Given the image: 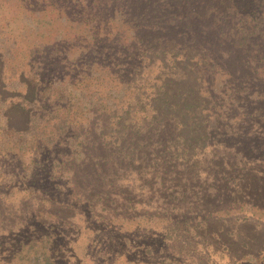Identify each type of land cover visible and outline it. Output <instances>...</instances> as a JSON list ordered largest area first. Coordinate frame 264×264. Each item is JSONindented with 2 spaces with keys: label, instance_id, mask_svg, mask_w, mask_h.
Masks as SVG:
<instances>
[{
  "label": "trees",
  "instance_id": "obj_1",
  "mask_svg": "<svg viewBox=\"0 0 264 264\" xmlns=\"http://www.w3.org/2000/svg\"><path fill=\"white\" fill-rule=\"evenodd\" d=\"M19 1L29 13L19 16L21 26L7 45L0 37V188L13 191L20 177L34 176L29 189L38 186L41 192L21 193L30 204L31 198L48 200L44 187L60 194L85 184L84 176L111 181L119 176L115 182L121 185L130 176L160 175L172 167L178 175L192 174L202 171L213 146L228 147L236 140L240 127H216L213 96L205 90L203 68L212 49L201 41L208 27L202 25L200 36H192L195 42L170 38L181 28L175 17L187 8L181 6L186 0H45L42 6L40 0ZM242 1L207 0L204 15L197 10L198 0L189 1L187 9L196 10V20L214 11L213 25L230 31L222 43L264 61V15L258 13L264 0ZM243 7L249 11L241 13ZM19 40L26 47L12 49ZM262 86L264 80L247 90L258 98ZM261 111L254 106L241 118L262 121ZM217 133L223 141L218 146L213 142ZM28 150L35 160L25 161ZM6 199L0 191V203ZM229 202L238 211L262 212L257 201ZM32 234L21 248L26 245L29 264H40L48 240ZM240 255V261L251 256L250 264H259V256Z\"/></svg>",
  "mask_w": 264,
  "mask_h": 264
},
{
  "label": "rangeland",
  "instance_id": "obj_2",
  "mask_svg": "<svg viewBox=\"0 0 264 264\" xmlns=\"http://www.w3.org/2000/svg\"><path fill=\"white\" fill-rule=\"evenodd\" d=\"M189 1L197 0L183 1L181 6L189 9ZM206 1L198 0L199 14L206 13ZM233 1L244 5L243 1ZM42 2L45 0L37 4L42 6ZM259 5V16L264 15V1ZM187 8L175 17L180 21L176 26L181 28L172 32L176 28L171 26L170 38L194 41L192 36H200L201 26L208 27V37L201 41L212 49L211 63L203 68L205 90L213 96L219 118L216 127H240L236 140L232 139L228 147L212 145L216 151L206 156L201 172L178 175L172 167L173 171L149 175L148 170L144 176L122 180L121 185L115 182L119 176L113 181L104 175L84 176L85 184L62 188L60 194L44 187V193L50 195L48 200L31 198L30 204L21 199L24 189L32 193L41 190L38 186L29 189L34 176L20 177L13 191L0 188L7 195L0 203V264H29L31 255L26 245L22 251L21 242L28 240L32 231L37 240H48L45 245L37 243L46 248V256H38L40 264H250L253 258L240 261V253L259 256V264H264V118L258 122L251 121L253 116L241 118L254 106L264 116V88L258 91V98L247 90L264 80V61L258 62L253 55L238 53L233 46L222 43L230 31L226 28L223 32L213 25L214 11L196 20L197 15L192 14L196 10ZM246 11L248 7L241 9V13ZM28 13L19 0H0V37L4 45L21 26L19 16ZM215 30L218 35L214 38ZM15 46L25 48L26 43L19 40L12 49ZM20 51L25 54L24 49ZM12 65L13 59L8 64L9 75L13 73ZM213 142L223 143L218 133ZM35 157L28 150L23 158L29 162ZM232 200H244L248 205L257 201L262 212L232 209Z\"/></svg>",
  "mask_w": 264,
  "mask_h": 264
}]
</instances>
